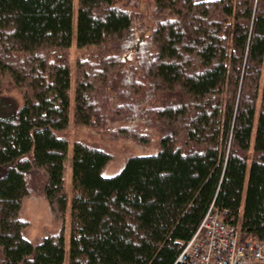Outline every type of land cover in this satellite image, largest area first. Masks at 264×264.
Wrapping results in <instances>:
<instances>
[{
	"label": "trees",
	"instance_id": "1",
	"mask_svg": "<svg viewBox=\"0 0 264 264\" xmlns=\"http://www.w3.org/2000/svg\"><path fill=\"white\" fill-rule=\"evenodd\" d=\"M151 1L76 0L73 73L75 0H0V264H180L212 208L264 241V0ZM71 111L160 149L106 177L112 154L73 143L67 257L20 212L37 192L64 219Z\"/></svg>",
	"mask_w": 264,
	"mask_h": 264
},
{
	"label": "rangeland",
	"instance_id": "2",
	"mask_svg": "<svg viewBox=\"0 0 264 264\" xmlns=\"http://www.w3.org/2000/svg\"><path fill=\"white\" fill-rule=\"evenodd\" d=\"M124 8L132 10L137 13H145L148 17V14L152 13L153 1L151 0H125L121 4ZM75 15H74V25H73V46L71 50V66L72 72L74 73V61L77 55L75 49L76 43V13L77 6L76 0L74 4ZM10 96L21 104V96L18 93V90H14ZM71 96H74V76L71 80ZM73 112L71 111V118L68 129L65 131V134L69 141L68 154L65 162V182L67 190V201H66V214L64 219H57L52 209L45 199L44 195L41 193H34L27 197L23 202V207L20 212V218L28 223V226L24 228L22 235L24 238L38 243L43 238L55 235L64 232V236L67 243V253L70 244V218H71V177H72V156H73V143L75 141H84L91 145L97 146L100 149H104L112 154L113 159L107 164L103 170V174L106 177H112L125 167L127 159L136 156H147L157 154L159 147L156 145L158 138L153 135V144L147 147L139 146L132 139L127 137L113 136L112 131L117 129L123 123H112L110 127V135L104 133L101 130H95L87 127H79L73 124ZM112 135V136H111Z\"/></svg>",
	"mask_w": 264,
	"mask_h": 264
},
{
	"label": "built area",
	"instance_id": "3",
	"mask_svg": "<svg viewBox=\"0 0 264 264\" xmlns=\"http://www.w3.org/2000/svg\"><path fill=\"white\" fill-rule=\"evenodd\" d=\"M199 225L184 246L180 264H264V241L241 240L240 230L216 210L208 211Z\"/></svg>",
	"mask_w": 264,
	"mask_h": 264
},
{
	"label": "bare ground",
	"instance_id": "4",
	"mask_svg": "<svg viewBox=\"0 0 264 264\" xmlns=\"http://www.w3.org/2000/svg\"><path fill=\"white\" fill-rule=\"evenodd\" d=\"M213 209V208H212Z\"/></svg>",
	"mask_w": 264,
	"mask_h": 264
}]
</instances>
